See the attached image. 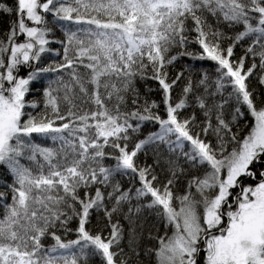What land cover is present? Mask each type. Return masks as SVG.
<instances>
[{
	"label": "snow or ice",
	"instance_id": "6c2138e0",
	"mask_svg": "<svg viewBox=\"0 0 264 264\" xmlns=\"http://www.w3.org/2000/svg\"><path fill=\"white\" fill-rule=\"evenodd\" d=\"M13 13L0 38V168L12 177L10 202L0 192V264H142L145 210L165 229L147 234L155 264H264V107L246 83L264 85V0L0 2ZM45 54L61 59L44 64ZM182 58L192 63L170 77ZM206 60L215 68L196 66ZM137 80L159 87L142 94ZM94 213L106 239L87 228Z\"/></svg>",
	"mask_w": 264,
	"mask_h": 264
},
{
	"label": "trees",
	"instance_id": "16d2710c",
	"mask_svg": "<svg viewBox=\"0 0 264 264\" xmlns=\"http://www.w3.org/2000/svg\"><path fill=\"white\" fill-rule=\"evenodd\" d=\"M0 2L4 3L6 6H12L15 7L16 6V2L17 0H0ZM47 15V19L49 21H52V17L50 14H46ZM16 19V15L15 13H13L11 16L7 15V14H0V38L4 37V33L8 30V27L10 25V23ZM30 26H31V22H27ZM63 31L60 29H56L54 31L53 34V38L54 39H63ZM194 35V34H193ZM20 41L24 40L23 36L19 37ZM52 48L56 49V50H61L62 51V46L59 43H53L51 45ZM192 48L197 49L198 50V46L197 45H191ZM242 55V49H240V47L238 46L235 49V54L232 57L233 60L238 59V57ZM61 59L60 56H52L50 54H45L42 57V62L44 64L49 63L52 60H57L59 61ZM181 63H192L190 60H188L187 58H182V61L177 62L176 66L174 68L169 67V75L174 76L178 71H180L181 68ZM201 64H203L204 67L206 68H215V65L210 62V61H196V66H200ZM248 66V62L246 61V67ZM26 69L21 68L19 75L20 76H26ZM53 76V78L56 76V74H50ZM246 83L249 84V90L252 92V98L254 100V103L256 104L257 107H264V85H260L258 82V79L255 78V76L253 77H249V80L246 81ZM43 86L42 84H36L33 83L30 87H32L33 89L35 88H40ZM137 88L140 90V92L142 94H144L146 92V86H149L153 89H158V83L154 80H146V81H141V80H137V84H136ZM231 89H229L230 91ZM180 91L179 88H177L175 90V94H178ZM33 96H35L37 99H40V97L42 96V93H29V95L26 97V99H31ZM149 96L151 99H155L157 101H159L161 99V92L160 91H153L151 93H149ZM190 110H185V112L182 115H188ZM161 115H164V107L163 105H161V108L159 110ZM197 112H199V110L197 109ZM247 121H248V127L244 126V121H240V128H239V133L240 136L243 137L244 135L247 134V132L249 131V128L252 126V118L250 116L246 117ZM158 127V126H155ZM235 130V129H234ZM199 128H193V132H198ZM33 139L36 140L37 143H41L45 146H49L50 145V141L48 140H44L41 139L38 136H33ZM210 139H212L210 137ZM106 151H112L111 149H106ZM146 158L141 155L138 157V162L142 163ZM148 162L150 163L151 160L150 158H147ZM22 163H27V161H22ZM106 164L108 165H112L114 164L113 160H106L105 161ZM117 179L120 180V183L122 185L123 189H127L128 187H130L133 183L135 184L136 187H139V181H132L130 179V177H124V178H120L117 177ZM244 179V178H242ZM5 181L7 182V184H11L12 183V177L10 175H8L2 168H0V192H4L7 196V200L8 202H10L11 200V191L10 189L7 187V184L5 183ZM245 184H254L255 181L252 180H244ZM185 190V182L180 181L178 182V187L176 189H174V192L178 193V194H183ZM238 190V189H237ZM150 199V197H146L145 198ZM153 214H149L148 210H145L144 215L147 217L146 223H145V228H144V237L140 240V251H141V256H140V261H142V264H155V257H148V256H144L143 255V250L147 247H156L157 246V241L155 239H148L147 238V234L149 231L152 232V234L154 236L156 235H163L165 229L163 226V223H161L158 218L155 216L154 211L152 210ZM4 214V210L2 208H0V217H2ZM116 217H114L115 219ZM121 224L124 225L125 231L127 232V221H124L122 217L119 218ZM105 223L106 221L103 219V214H96L94 213L91 217L90 223L87 225V228L90 230V232L95 235V234H101L103 238H107L108 234L110 232V228L109 227H105ZM76 226V221H73L71 227L75 228ZM169 234H171V229L168 230ZM58 235H61L62 238L71 240V239H75V233H69L67 235V237H64L63 232H59L57 233ZM44 243L46 245H50L53 243V241L51 240V238H48L44 241ZM123 247L125 248V251H128V246H127V237L125 238V240L122 242ZM117 259L119 260L120 257H117ZM202 261V260H201ZM81 264H83V262H81ZM90 264H101V260L99 259V257L90 259ZM128 264H137V260L136 258L133 256L131 259H129Z\"/></svg>",
	"mask_w": 264,
	"mask_h": 264
},
{
	"label": "rangeland",
	"instance_id": "374dc122",
	"mask_svg": "<svg viewBox=\"0 0 264 264\" xmlns=\"http://www.w3.org/2000/svg\"><path fill=\"white\" fill-rule=\"evenodd\" d=\"M24 39H25V37H24ZM234 191H238L237 189L236 190H234ZM201 260H203V257H204V253L203 252H201Z\"/></svg>",
	"mask_w": 264,
	"mask_h": 264
}]
</instances>
